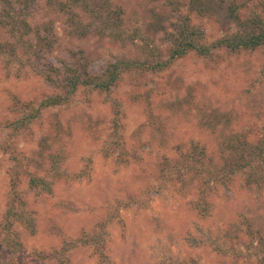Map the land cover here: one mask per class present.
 <instances>
[{"label": "rangeland", "instance_id": "rangeland-1", "mask_svg": "<svg viewBox=\"0 0 264 264\" xmlns=\"http://www.w3.org/2000/svg\"><path fill=\"white\" fill-rule=\"evenodd\" d=\"M59 1L33 0L34 47L0 57V223L12 189L35 223L33 234L14 226L15 264H264V182H255L264 158L253 178L252 167L233 166L251 152L246 143L264 140L262 49L189 53L162 72L126 73L107 92L79 87L68 102L39 107L63 93L71 69L97 76L122 57L167 60V38L185 16L212 45L235 30L233 1L215 0L214 15H202L199 0H110L123 11L124 44L82 36ZM36 109L28 127L12 129ZM35 173L50 192L30 188Z\"/></svg>", "mask_w": 264, "mask_h": 264}, {"label": "trees", "instance_id": "trees-1", "mask_svg": "<svg viewBox=\"0 0 264 264\" xmlns=\"http://www.w3.org/2000/svg\"><path fill=\"white\" fill-rule=\"evenodd\" d=\"M170 1V0H168ZM206 4L198 1L200 9L198 13L202 15H214V10L208 4H213L215 0H203ZM208 1V3L206 2ZM224 3L228 0H218ZM233 4L228 9V18L232 20L235 30L226 33L212 45H206L204 35L200 29L191 23V19L187 16L183 17L181 25L174 29L175 33L171 34V39L167 41L171 44L170 54L167 60L161 61H141L139 59H126L124 57L109 63L105 70L97 76L89 75L86 67L83 65L80 69H71L61 81L63 93L59 95L49 96L40 103V109L52 108L62 105L69 101V98L79 87H87L97 92H107L121 79V77L130 72H162L176 60H179L189 53H193L199 57H210L211 51H254L262 49L264 52V0H232ZM33 0H0V28L4 30L12 41L0 43V57L7 59L19 60L17 52L21 51L20 57L26 58L29 50L32 49L31 28L27 8ZM59 12L68 16L70 26L75 30L80 28L82 36L94 33L101 37H107L113 42L126 43L128 37L122 29L123 11L122 9H112L110 0H64L58 3ZM78 12L84 14L88 19V23L84 25L80 21L81 17ZM83 24V25H82ZM83 26V27H82ZM78 27V28H77ZM133 40V38H130ZM11 61H8L10 63ZM39 109L32 110L31 113L24 115L22 118L11 123V127L17 130L22 127H28L31 121L37 117ZM251 152L237 159L233 164L235 172L243 171L252 167L248 173L250 178L256 176L254 172L256 168L257 158H264V140L262 144H258L254 148L249 144ZM198 155L204 156L205 148L198 150V146H193ZM246 150V149H245ZM195 153V154H196ZM194 165L199 164L202 159L196 155H192ZM230 167V165H228ZM255 175V176H254ZM256 178L255 182H264V172ZM250 181H253L250 180ZM30 188L41 193V190L50 192L52 183L40 178L36 173L29 178ZM15 188V187H14ZM27 201L12 189L6 203V209L0 223L2 237L1 242L7 250L8 264H15V256L22 249V243L19 233L14 230L15 225L23 227L25 231L33 234L35 232L34 219L26 209ZM95 239L94 237H90ZM94 240V241H95Z\"/></svg>", "mask_w": 264, "mask_h": 264}]
</instances>
